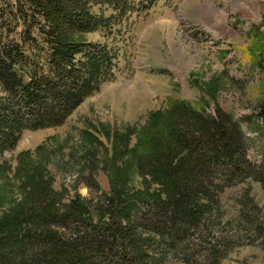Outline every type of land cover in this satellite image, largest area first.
Here are the masks:
<instances>
[{"label": "trees", "instance_id": "1", "mask_svg": "<svg viewBox=\"0 0 264 264\" xmlns=\"http://www.w3.org/2000/svg\"><path fill=\"white\" fill-rule=\"evenodd\" d=\"M14 1L3 2L15 7V21L23 20L25 29L21 41L5 37L0 11V160L24 130L63 124L110 77L109 51L83 37L110 28L113 16L104 7L118 17L134 9L130 0ZM183 106L175 102L150 115L138 154L118 169L108 193L75 194L62 203L42 172L22 183L19 199L0 216V264H164L168 257L222 264L235 245L255 241L250 232L263 237L264 247V221L248 183L264 193V167L247 159L240 122L218 108L206 115ZM26 160L20 171L31 173ZM244 184L239 203L248 204L230 233L221 194ZM5 200L3 193L0 204ZM222 224L214 244L201 236V227L212 232Z\"/></svg>", "mask_w": 264, "mask_h": 264}, {"label": "rangeland", "instance_id": "2", "mask_svg": "<svg viewBox=\"0 0 264 264\" xmlns=\"http://www.w3.org/2000/svg\"><path fill=\"white\" fill-rule=\"evenodd\" d=\"M3 1L4 36L21 41L23 20L15 21V7L10 10ZM139 1L130 0L134 9L122 17L104 7V15L113 16L110 28L83 37L109 51L110 77L63 124L24 130L15 147L3 154L0 197L4 193L6 200L0 204V216L11 199H19L22 183H33L41 172L62 203L75 194L90 198L108 193L118 169L138 154L150 115L175 102L206 115H215L217 108L231 115L244 132L247 159L264 167V0ZM38 33L33 28L32 35ZM28 48L25 45L27 53ZM22 160L30 161L31 173L20 171ZM248 183L264 221V193L258 183ZM247 187H229L221 194L222 223L230 221V233L248 204L245 199L239 203ZM223 224L211 233L201 227V236L214 244ZM249 234L255 241L235 245L222 264H264L263 237ZM199 249L206 254L205 248ZM208 262L194 257L190 264ZM164 264L187 263L168 257Z\"/></svg>", "mask_w": 264, "mask_h": 264}]
</instances>
